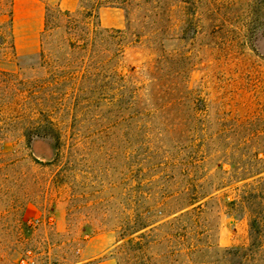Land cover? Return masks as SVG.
<instances>
[{
    "label": "rangeland",
    "instance_id": "374dc122",
    "mask_svg": "<svg viewBox=\"0 0 264 264\" xmlns=\"http://www.w3.org/2000/svg\"><path fill=\"white\" fill-rule=\"evenodd\" d=\"M97 1L60 7L45 35L60 0H0V264H130L121 229L175 182L208 195L197 232L163 229L134 260L229 264L249 206L264 218V0H110L128 11L88 17ZM96 22L120 31L99 55L82 49ZM47 120L65 139L50 165Z\"/></svg>",
    "mask_w": 264,
    "mask_h": 264
},
{
    "label": "trees",
    "instance_id": "16d2710c",
    "mask_svg": "<svg viewBox=\"0 0 264 264\" xmlns=\"http://www.w3.org/2000/svg\"><path fill=\"white\" fill-rule=\"evenodd\" d=\"M123 2H126V0ZM103 5L118 7L128 11V8L124 5L117 4L116 1L110 0H98L90 8L83 3L81 7L83 9H88V17L93 16L97 19L98 16L96 12ZM65 14L66 12L63 11L60 6L47 8L43 34L46 35L52 29V19L61 17ZM89 31L91 33L88 37V44L82 47V49L91 51L93 55H99L102 52L100 43L107 37H111L113 40L117 39V36L111 32L120 33V31L103 29L99 22L94 23ZM116 50L118 53H121L120 47H116ZM104 63V60L94 63L91 69L97 73L99 66ZM200 102L201 101H198L197 105L194 106L195 111L202 110V107H198V104L200 106ZM43 128L44 133L38 135V138L47 140L50 144L53 158L44 163L45 165H50L59 161L63 156L65 139L53 121L47 120ZM26 138L27 144L31 146L34 140L33 134L27 133ZM172 186L173 189L170 194L162 195L158 200L150 197V195L143 197L144 201L152 202V204L146 207L143 206L142 209L137 210L135 215L130 216L126 220V227L121 229L120 240L126 237L128 238L121 248H119L118 253H126L128 258H132L130 264H140L138 260H134L137 258V254L139 252L145 253L146 250L151 248V244L156 245L161 242L162 238H158V232H161L163 229H168V236L171 239L179 238L183 241H186V238H188L187 235H192L193 232H197L195 229L198 227L200 218L204 212L203 206L206 205V202L202 201L208 196L207 193L202 191L203 185L197 182L186 183L185 185L183 182H175ZM235 203V201H230L226 203V206H234ZM250 207L251 206H249V237L251 242L247 247H233L227 250L226 255L229 258V264H250L255 258L254 255L264 246V218L261 212L251 211ZM144 229H149V233H141L139 236H134ZM145 236H147V238H145ZM144 239L145 241L142 242ZM197 250V245H195V243H190V246H188L189 252L187 254L191 255ZM119 264H122V261H120Z\"/></svg>",
    "mask_w": 264,
    "mask_h": 264
},
{
    "label": "crops",
    "instance_id": "0c3cea01",
    "mask_svg": "<svg viewBox=\"0 0 264 264\" xmlns=\"http://www.w3.org/2000/svg\"><path fill=\"white\" fill-rule=\"evenodd\" d=\"M79 0H60V7L63 10H75L78 6Z\"/></svg>",
    "mask_w": 264,
    "mask_h": 264
}]
</instances>
